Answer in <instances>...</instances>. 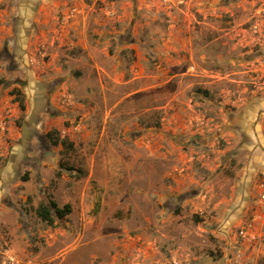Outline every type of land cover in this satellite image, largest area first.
I'll use <instances>...</instances> for the list:
<instances>
[{"label": "rangeland", "instance_id": "rangeland-1", "mask_svg": "<svg viewBox=\"0 0 264 264\" xmlns=\"http://www.w3.org/2000/svg\"><path fill=\"white\" fill-rule=\"evenodd\" d=\"M0 123V264H264V0H0Z\"/></svg>", "mask_w": 264, "mask_h": 264}, {"label": "trees", "instance_id": "trees-1", "mask_svg": "<svg viewBox=\"0 0 264 264\" xmlns=\"http://www.w3.org/2000/svg\"><path fill=\"white\" fill-rule=\"evenodd\" d=\"M204 94H207V91H202ZM10 95L14 96V100L18 102V106L20 110L23 112L25 110V100H24V93L20 91V89H12L9 93ZM46 137L48 138L49 142L56 146L58 144H62L65 147L66 139L60 138L58 130L52 129L46 133ZM24 179L26 176L23 177ZM36 214L41 218L43 221L48 223L54 222V217L52 216V212L56 216V219H63L67 214L71 212V206L69 204H65L62 207H59L56 202L50 201V206L47 204H40L35 209Z\"/></svg>", "mask_w": 264, "mask_h": 264}, {"label": "built area", "instance_id": "built-area-1", "mask_svg": "<svg viewBox=\"0 0 264 264\" xmlns=\"http://www.w3.org/2000/svg\"><path fill=\"white\" fill-rule=\"evenodd\" d=\"M0 126L2 127V129L4 128L3 127V123H0ZM258 186L263 191V189H264V183L261 182V183L258 184ZM263 198H264V193L261 194V199H263ZM241 234H243V231H241ZM4 264H20V263H19V261L13 255L7 253L6 259L4 261Z\"/></svg>", "mask_w": 264, "mask_h": 264}, {"label": "crops", "instance_id": "crops-1", "mask_svg": "<svg viewBox=\"0 0 264 264\" xmlns=\"http://www.w3.org/2000/svg\"><path fill=\"white\" fill-rule=\"evenodd\" d=\"M21 154H22V152H21Z\"/></svg>", "mask_w": 264, "mask_h": 264}]
</instances>
